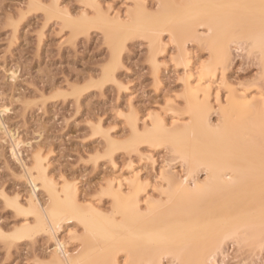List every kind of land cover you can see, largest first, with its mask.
I'll use <instances>...</instances> for the list:
<instances>
[{"label": "bare ground", "instance_id": "6f19581e", "mask_svg": "<svg viewBox=\"0 0 264 264\" xmlns=\"http://www.w3.org/2000/svg\"><path fill=\"white\" fill-rule=\"evenodd\" d=\"M87 1V5L97 7L92 8L94 11L86 7L76 17L59 0L50 4L30 0L29 4L45 9L48 16L63 19L74 37L87 33L93 26L100 28L113 55V66L107 65L102 76L119 85L115 67L123 63L127 40L134 36L147 38L153 73L160 83L159 54L167 48L163 34H170L177 47L173 60L187 71L184 92L187 112L178 107L174 112L172 106L170 110L182 114L177 112L169 122L167 117H162L165 114L154 113L156 117L142 126L139 114L130 107L135 110L127 115L131 136L123 145L136 153L140 152L139 144L143 142L150 146L167 145L181 161L184 173L164 169L159 190L155 186L159 194L155 195L147 189L152 180L143 178L140 170L129 163L128 176L116 175L108 179L106 186L102 185L101 193L111 199L106 210L100 206L101 202L91 198L82 200L76 182L67 177L59 182L56 175H51L41 150L33 156L34 167L24 163L22 148L33 144L5 125L2 115L10 109L1 104L0 130L11 140V155L23 162L25 178L31 186L28 189L31 195L28 201L23 200L25 203L20 193L15 197L6 193L7 203L25 220L9 231L0 226L1 240L11 245L16 240L35 239L41 231L48 232L54 248L49 260L42 264H156L162 254L182 264H198L208 259L221 242L225 255L230 240L239 246L261 248L264 245V94H254L247 87L230 88L225 103L218 96L219 91L216 99L212 97L215 91H212L214 81L211 82L219 69L225 72L234 61V45L248 52L256 51L264 75L260 0H156L157 8L152 9L146 0H133L126 15L109 14L101 0ZM193 39L211 55L208 61L200 63L195 79L187 47V42ZM16 70L11 69L8 78L15 79ZM215 112L217 120L213 119ZM184 113L187 118L183 117ZM96 125L105 133L101 134L112 160L120 143L102 121ZM202 172L206 174L204 178ZM39 190L47 195L44 202L38 195ZM72 224L80 225L82 232L74 227L73 230ZM66 225L68 241L60 236ZM70 238L81 242L76 251L69 248ZM120 253L125 254L126 262L120 261Z\"/></svg>", "mask_w": 264, "mask_h": 264}, {"label": "rangeland", "instance_id": "374dc122", "mask_svg": "<svg viewBox=\"0 0 264 264\" xmlns=\"http://www.w3.org/2000/svg\"><path fill=\"white\" fill-rule=\"evenodd\" d=\"M29 1L0 0V105L10 109L2 115V120L6 126H9L8 128L21 135L24 141L33 144V148L29 146L22 148L24 163L32 165L31 168L34 167L33 156L41 150L47 164L50 165L51 175H56L55 178H58L59 182L66 177L76 182L82 200L91 198L96 203L101 202L100 206L106 207V210L111 205L109 202L111 199L101 193L104 187L102 185L116 175L119 178L120 175L128 176V173H131L129 163L140 170L143 178L152 180V184L150 183L147 189L151 194L154 192L158 195L159 193L156 192L161 182V169L184 173L185 169L181 161L176 159L167 145L150 146L149 143L143 142L139 144L140 152L144 153L140 154L141 157L140 152L136 153L124 147L123 143L131 136L127 115L134 109L138 112L136 114H139L140 125L145 121L151 122L148 119L158 116L159 113L165 114L161 116L167 117V121L170 122L171 117L179 113V111L174 113L177 107L178 110L185 111L187 71L185 66L176 64L174 61L176 59L173 60L177 54V47L170 34L166 32L163 34L167 48L159 54L162 60L160 83L153 73L147 38L134 36L127 40L123 51V63H117L118 67L116 63L114 65L115 74L121 83L119 85L102 76V70L107 68V65L113 66V55L100 28L93 26L87 33H79L74 37L71 27L66 26L63 19L48 16L45 9L39 7L29 8ZM44 1L50 4L54 0ZM59 2L67 6L75 17L82 14L88 4L87 0H59ZM101 2L106 7L104 8L109 10V14L119 12L126 15L128 5L133 6V0H101ZM156 2V0H146V5L152 9L153 6H157ZM92 10L91 8L89 11ZM21 13L24 14L23 20H20ZM10 17L20 22L14 26L9 22ZM193 40L187 42V47L192 57V71L196 73L193 76L195 79L200 63L208 61L211 55L208 49ZM251 52L237 45L233 46L234 61L229 63L225 72L219 69L216 76L214 75L215 79L212 80L213 76L211 78V82L214 81L212 91H215L212 97H215L219 91L218 96L226 103L230 88L245 87L254 94L260 92L264 94V78H262L264 75L257 58L258 53ZM11 69L17 72L15 79L8 78ZM101 78L108 81L102 83ZM73 90L79 95L73 94L75 92ZM215 103L217 104V101ZM172 106L175 107L174 112L170 110ZM130 107L134 109L131 110ZM122 112L124 116L120 115ZM154 113L156 116L152 115ZM187 116L184 113L183 117L187 118ZM217 118L215 112L213 119L217 120ZM101 121L120 143L113 153L114 160H111L108 154L109 147L102 135L105 133L97 128L96 124ZM1 131L0 226L9 231L25 218L7 203V194L15 197L18 192L20 199L26 202L29 199L28 195H31V191L29 192L31 186L25 178L27 172L23 162H19L11 155V140ZM203 176L205 177L206 174L202 172L201 177ZM126 186L125 184L124 187ZM38 192L44 202L47 199L46 193L43 190ZM78 226L72 224L71 227L79 232L81 226ZM67 228L66 225L65 229L61 230L60 236L66 237L68 241L70 236ZM45 233L48 232L36 233V237L33 236L35 239L32 240L31 237L16 240L13 245L0 238V264L45 263L50 258L51 249L54 248V242L52 238L49 239L51 236H48L50 234ZM72 239L70 238V243L68 242L69 248L76 251L81 242L76 241L79 239ZM260 249L239 246L230 240L226 245L229 264H253L261 258ZM119 255V259H122L120 261L126 262L125 254Z\"/></svg>", "mask_w": 264, "mask_h": 264}, {"label": "snow or ice", "instance_id": "6c2138e0", "mask_svg": "<svg viewBox=\"0 0 264 264\" xmlns=\"http://www.w3.org/2000/svg\"><path fill=\"white\" fill-rule=\"evenodd\" d=\"M29 8L35 7V5H28ZM59 7V6H57ZM89 8H95V5H87ZM261 9V25H262V42H261V52L264 53V0H260ZM66 12V9L64 10ZM24 14H20V20H23ZM20 20H12L11 17L9 18V22L13 25L20 22ZM203 70V69H202ZM7 111V109H5ZM121 116H124V113H120ZM163 173V169H161V174ZM71 235V233H70ZM261 258L258 261L253 262V264H264V245H261ZM222 257V259H221ZM156 264H182V262L176 260L173 257H169L168 259L162 254L159 259L156 261ZM198 264H229L228 257L224 253L223 249V242L218 245L215 250L210 254L208 259L199 261Z\"/></svg>", "mask_w": 264, "mask_h": 264}]
</instances>
